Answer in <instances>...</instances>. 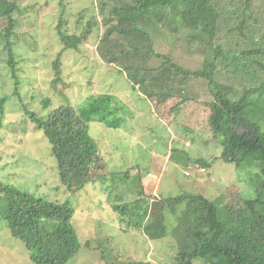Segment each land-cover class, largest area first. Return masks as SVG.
<instances>
[{
    "label": "rangeland",
    "instance_id": "1",
    "mask_svg": "<svg viewBox=\"0 0 264 264\" xmlns=\"http://www.w3.org/2000/svg\"><path fill=\"white\" fill-rule=\"evenodd\" d=\"M240 1L233 0L232 9ZM9 2L17 9L13 13L15 28L8 37L5 30L8 20L0 19V98H8L4 114L0 115L3 123L0 204L4 195L2 187L13 186L74 208L72 226L80 247L68 264H104L115 258L173 264L178 247L176 239L157 237L163 228L159 200L187 193L216 200L224 208L238 204L241 199L256 197L252 181L257 174L252 173L257 167L247 169L244 164L237 166L219 160L221 138L215 137L203 123L209 114L206 104L212 100L205 80H189L188 99L178 119L174 120L176 113L170 108L166 111L167 118H163L155 102L145 98L139 87L129 81L123 64L109 62L112 53L126 45L112 44L124 41L122 35H114L107 44L101 43L105 28L97 0ZM250 3L253 20L248 26L254 42H262L264 0H250ZM81 14L83 19L78 26ZM60 17L67 22L66 31L70 34L85 33L93 18L99 24L92 28L79 51L62 54L61 70L57 74L54 64L64 48L56 31ZM236 23V19L232 20L231 28ZM229 29L219 35L224 50L242 40L237 31L229 32ZM153 38L157 42L159 39L155 53L171 54L186 69L199 68L200 58L186 49V42L169 26H163ZM7 42L16 54L18 85L8 63ZM148 64L150 69L158 68L161 61L151 56ZM223 64V60L217 64L221 76L226 74ZM102 97L110 99L108 103L114 114L105 121L92 122L89 138L78 152L69 148L61 153L59 158L64 165L59 169L58 157L52 155V146L43 132L36 129L27 110L46 117L50 109H45V98L52 102L50 107L71 104L80 111L89 98L94 101ZM183 100L179 97L169 107ZM111 123L117 127H110ZM201 159L212 163L211 167L202 169L195 163ZM69 185L77 191H70ZM117 205L144 210L148 205L151 229L135 228L138 218L133 216L134 211L123 213L116 209ZM170 221L173 226L171 214ZM146 222L145 219L142 225ZM151 232H157V238ZM0 264H31L24 244L13 238L1 218Z\"/></svg>",
    "mask_w": 264,
    "mask_h": 264
},
{
    "label": "trees",
    "instance_id": "2",
    "mask_svg": "<svg viewBox=\"0 0 264 264\" xmlns=\"http://www.w3.org/2000/svg\"><path fill=\"white\" fill-rule=\"evenodd\" d=\"M232 1L97 0L105 28L101 43L107 44L114 35H122L124 41L117 40L112 44L116 47L126 45L112 53L109 62L123 64L122 69L129 81L134 87H139L145 98L155 102L160 116L167 118L166 111L170 108L176 113L174 120L178 119L188 99L189 80H205L212 100L206 104L209 114L203 123L215 137L221 138L222 155L219 160L237 166L244 164L247 169L257 167V171L252 173L257 174L252 181L256 197L241 199L233 206L221 208L216 200L187 193L159 200L163 228L157 237L176 239L178 247L173 264H194L196 261L204 264H264V41L254 42L248 26L253 20L250 0L240 1L235 9H232ZM16 9L17 6L9 0H0V19L8 20L7 37L15 28L13 13ZM79 19L78 26L81 25L82 14ZM234 19L237 23L235 28H231ZM98 24L93 18L85 33L70 34L66 31L67 22L63 17L59 18L56 31L64 48L54 64L57 74L61 70L62 54L68 50L79 51L92 28ZM163 26L179 33L187 44L186 49L200 58L198 69H186L174 61L171 54L154 52L159 39L157 42L153 36L160 34ZM228 29L229 32L237 31L242 40L224 50L219 35ZM6 48L11 73L18 85L16 54L9 42ZM106 50L110 51L109 48ZM151 56L160 59L158 68H149ZM221 60L226 72L223 76L217 68ZM140 61L143 64H139ZM179 97L184 100L176 103L175 107H169ZM89 99L80 111L71 104L50 107L52 102L46 98L43 104L45 109H50L46 117L27 110L36 129L43 132L52 146L54 157L61 158V153L69 148L71 152H78L84 140L89 138L90 124L105 121L114 114L108 103L110 99ZM7 100V97L0 98L1 116ZM2 127L0 118V130ZM110 127L117 126L111 123ZM58 158L60 169L64 163ZM195 163L202 169L212 165L205 159ZM61 176L64 182L63 171ZM2 188L0 218L6 221L13 238L24 244L31 264H68L80 247L72 226L74 208L13 186ZM69 188L77 191L71 185ZM133 207L127 210L117 205L116 209L120 208L123 213L134 211L133 216L138 218L134 227L151 229L149 215L152 216L148 205L146 210ZM166 207L170 210L167 211ZM170 214L174 218L173 226H170ZM145 219L147 222L142 225ZM157 232H151L153 238H157ZM104 264L152 263L115 258Z\"/></svg>",
    "mask_w": 264,
    "mask_h": 264
}]
</instances>
